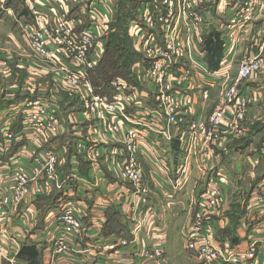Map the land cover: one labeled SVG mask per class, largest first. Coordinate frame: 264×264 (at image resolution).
Instances as JSON below:
<instances>
[{
  "label": "crops",
  "instance_id": "crops-1",
  "mask_svg": "<svg viewBox=\"0 0 264 264\" xmlns=\"http://www.w3.org/2000/svg\"><path fill=\"white\" fill-rule=\"evenodd\" d=\"M128 1L136 2L137 7L134 10L133 17L127 22V36L131 42L132 51L142 59L145 58L144 50L146 46L151 43L163 45L164 35L169 29V23L166 22L169 20L168 13L172 11L173 17L178 16L179 18L178 11L180 9L184 14L193 13L199 17L201 24L191 19L185 21L186 16L183 17L182 13V19H178L179 23L173 30L174 36L178 40L181 35L183 38L186 36L191 38V35L195 34L202 46L203 38L208 31L215 30L220 33L225 53L222 52V60L224 59V61H221L219 69L222 66L223 70H227L230 79L236 77L238 67L243 59L258 57L262 61V68L240 86V91L249 100L247 115L241 132L235 135L222 136L219 142L214 143L212 147L214 150L222 151V164L232 171L229 176L231 182L235 184L236 178V180H242L245 185L251 181V174L257 178L259 176H255L257 168L250 170L251 172L246 175L244 174V177L241 173L247 166L244 159L247 151L251 147L264 145V120L258 118L264 107V101L262 100L264 95V0H259V6L255 13L248 24L243 27L231 26L228 22L231 14L226 9L239 2L238 0H172L171 7L163 4L165 0ZM19 2L25 4V1L21 0H7L9 4L6 3L5 9L0 11V19H6L13 25L15 24L14 30L7 33L8 39L14 46V50L19 52L18 55L22 58L21 63H25V66H29L31 70L33 68L32 62L24 60L25 57L33 58L42 64L46 63L31 54L28 44L20 32L19 25L16 24L18 19H22L21 22L24 23L31 24L33 22L32 12L26 5L25 8H22L23 11L25 10L24 15H21L22 10L17 12ZM118 2L119 0H40L33 11L38 12L41 21L45 23H52L57 15L67 12L76 32L91 29L97 42V47L93 50L99 58V63L96 66L97 70L105 55V40L111 32V24L115 21ZM23 5L21 6L23 7ZM145 7L152 11L150 12L152 14L151 23L141 25L142 33L133 34L131 25L141 20ZM146 13L149 14V11ZM143 34L151 35L150 39L144 43L142 42ZM205 57L206 53L204 61ZM1 59L0 66H3L8 58ZM47 66L49 65L47 64ZM179 66H183L186 71L190 65L188 60H182ZM94 72L91 73L89 79L97 94L113 98L114 93L110 83L115 79L121 80L128 87L135 89V92L132 93L124 92L125 97L136 101L133 113L138 117H142L145 112L151 113L158 121L157 125L153 126L154 129L161 132V128H167L168 131L174 132L172 126L166 125L165 117L159 116V100L162 88L146 81L143 69L135 66V64L131 65L127 76L125 78L117 76L110 79L107 92H101L102 94L99 93L102 87H98L92 82L91 76H94ZM191 76L182 83L183 85L180 88L174 86V89L171 90V94L178 103L179 114L184 119V123L180 125L181 132L187 130L190 120L205 123L209 119L215 108L222 102L221 93L224 89L223 83L226 80L205 78L206 84L196 76L192 74ZM205 90L207 91L206 99L202 97V92ZM43 97L46 98L43 93H38L36 96H27L17 101L19 102L17 105H14L17 102L10 103L11 100H6L2 104L1 101L0 129L3 128V124H9L10 122L11 130L17 135L21 128L22 119L19 112L20 104L26 100ZM74 97L73 103L76 102L77 104L78 100L75 94ZM6 103H8V106L5 105ZM64 111L66 116L62 119V130L66 129L65 135H60L50 143L41 137L37 141L29 140V137H18L15 141L17 145L13 146L11 152L5 154L4 161L7 166L15 161L16 165L20 167H30L33 158L46 149L55 153L58 162L53 178L44 179L45 177H40L31 183L30 196L20 205V208L26 207L24 213H12L14 205L1 209L0 261L13 256L15 259L14 246L8 244V242L5 243L6 248L3 245V236L8 234V237L15 236L14 238L18 244L30 242L35 244L37 248H41L43 263L46 264L50 258L51 242L58 232L55 216L68 205L72 206L77 217L83 221V225H86L87 234L83 248L91 250H88L82 259L77 256L75 259L63 256L61 260L55 262L56 264L60 262L65 264H94L92 259L95 258L101 264H135V262L137 264L136 248L141 246L150 248L158 244L161 245L163 254L166 253V250L172 249L174 253L171 258H177L175 237L183 243L185 224L187 221L189 222L190 215L197 208L198 200L204 192V187H206L211 173L215 177V169H213L214 172L208 170L205 171V174L201 173L199 160L193 157L187 174L184 176L183 186L179 189H173L170 180L176 178L180 165L183 164L185 149L179 145L177 136L168 140L144 127L137 128L141 137L137 161L143 171L145 192L134 197V187L122 180L121 167L126 161V151L120 139L125 126L119 124V133L110 134L107 131V123L101 124L93 120L92 117L84 115L78 106H73L70 111ZM229 111L230 109H228L230 114ZM229 114L226 115V119L230 118ZM16 129L17 131H15ZM68 137H72L74 142H77L78 148L76 146L74 148L76 153H72L73 151L66 148ZM82 140L83 143L94 142L97 144L100 152L99 157L94 161L86 160L82 155L79 149ZM155 158H159L166 164V173L156 163ZM216 162L217 160L215 161L212 157L209 160V165ZM71 172L77 177L74 186H71L67 181ZM263 173L264 171L261 174ZM9 180L10 173L0 172V194H3L6 186L8 189L9 184L7 185V181ZM39 184L45 189L43 193L36 192ZM250 184L253 185L248 189L247 202L250 197L256 196L254 194L251 196L256 182L252 181ZM238 189L234 188L235 193L231 194L229 192L227 194L235 195L231 200L230 198L227 200V206L224 208L222 215L214 217L208 224L207 229L214 239H218L221 236L220 232H223L232 221L238 226L234 235L238 237L240 245H244L252 240H260L264 237V218H262L264 217V195L256 196L253 202L245 203L242 199H239V196L236 197V193L240 192ZM134 202L136 203L135 206H133ZM243 209L246 212L242 213ZM232 211L237 212V214L234 213L231 216ZM180 212H184L185 214H183L186 217L184 223L183 220L180 221V224H183V229L177 232L176 228L172 227V221H177ZM109 215L112 217L117 216L119 224L122 228H125L122 232L124 236L122 239H126L125 236L129 235L130 240L128 241L133 240L135 244L119 247L110 256H102L97 250L98 247L112 242L116 236H105L103 234ZM141 217L144 220L143 227L137 235H133L134 221L139 220ZM223 240L230 242L228 238ZM44 244L47 245L44 246ZM6 253L9 255L6 256ZM119 254H124L125 257L120 258ZM131 256H135V259L128 262ZM189 258L190 260H186V262L181 260V263L198 264L194 254ZM257 258L258 264H264V250L262 248H259Z\"/></svg>",
  "mask_w": 264,
  "mask_h": 264
},
{
  "label": "built area",
  "instance_id": "built-area-1",
  "mask_svg": "<svg viewBox=\"0 0 264 264\" xmlns=\"http://www.w3.org/2000/svg\"><path fill=\"white\" fill-rule=\"evenodd\" d=\"M238 1L226 9L231 14L228 22L231 26L243 27L248 24L255 13L259 6V0ZM39 2L40 0H25L26 6L32 12L33 22L29 24L21 22L22 19H18L17 24L20 32L28 44L31 54L50 65L60 82L72 87L78 102L84 108V115L95 117L97 122L101 124L107 123V131L110 134L119 133V124L125 126L120 139L126 151V161L121 167L122 180L134 187L133 196L137 197L145 192L143 171L137 161L138 146L141 141L137 128L144 127L168 140L177 136L179 145L185 151L183 164L180 165L176 178L170 180L173 189H179L183 186L184 176L187 174L193 157L199 160L201 173L205 174V171L208 170L214 172L213 169L216 172L215 177L212 173L209 176L204 192L198 200L197 208L190 215L188 229L183 234L184 247L187 250H193L198 264H254L253 262L258 257L259 248L264 250V237L260 240H252L244 245L233 246L228 241L214 239L207 227L214 217L222 215L224 208L227 206L228 195L224 194L223 186L227 183L231 185L229 176L232 172L222 164V151L214 150L212 147L214 143L219 142L222 136L235 135L241 132L246 119L249 100L240 91V86L262 68V61L258 57L243 59L238 67L234 82L224 87L221 93L222 102L215 108L209 119L205 123L190 120L187 130L181 132L180 125L184 123V119L179 114V106L175 97L171 94V90L174 86L181 87L182 83L188 78L183 73L184 69L176 67L179 66L182 60H188L189 67L194 66L197 72L201 74V82L206 84L205 78L211 80L226 79L228 78V72L223 70L222 66L216 72L209 71L204 61L205 51L202 48L199 53V60L192 59V49L188 50V57L187 53L184 55V52L177 56L174 49L177 47L179 51L180 44L174 36L173 30L179 23L178 19L182 18L183 12L181 11L180 14L178 12V18V16L173 17L172 11H169V20L166 21L169 23V29L164 35L163 45L161 46L158 43L149 44L144 50V59L146 60L141 59L135 63V66L145 71L146 81L162 88L159 100V116L165 117L166 125L172 126L174 132L168 131L167 128H161V132H158L157 129L153 128L158 121L151 113L145 112L142 117H138L133 113L135 99L124 96L125 91L135 92L133 87H128L121 80L115 79L110 83L114 93L113 98L95 92L89 77L96 69L99 58L93 52L94 48L97 47V42L92 30L84 29L76 32L67 12L57 15L52 23L41 21L38 12L33 11ZM171 2L172 0H166L165 4L171 7ZM147 11H149V14L146 13ZM150 12H152L150 9L144 8L141 20L131 25L133 34L142 33L141 25L151 23L152 14ZM184 16H186L185 21L191 19L201 24L200 18L192 13H183ZM150 37L151 35L143 34L142 42H147ZM174 80L175 82H173ZM202 97L207 98L206 90L202 92ZM228 109H230V114ZM19 112L22 119L21 128L17 135L11 130L10 122L9 124H3V128L0 129V172L10 173V180L7 181V185L9 184L8 189L6 186L3 194H0V217L2 208L9 205L16 206L24 198L30 196V185L33 181L40 177L51 179L55 176L58 160L55 153L48 149L36 155L30 167H20L16 165L15 161L7 166L4 161L5 154L11 152L13 146L17 145L15 143L17 138L24 136L29 137V140L37 141L41 137L50 143L66 131V129L62 130L63 112L58 104L52 100L44 97L26 100L20 104ZM227 114L230 115L228 119H226ZM76 147L78 148V146ZM79 149L86 160L94 161L99 157L100 151L94 142L82 143ZM212 157L217 162L209 165V160ZM244 159L251 170L258 168L264 159V145L251 147ZM155 161L166 173V164L159 158H155ZM76 179V175L71 172L67 181L71 186H74ZM44 190L41 184L36 188L37 193H43ZM252 191L251 196L253 194L256 196L264 195V175L260 177L259 182L255 184ZM256 196L250 197L249 202H253ZM135 204L134 202L133 206ZM59 212L56 219L58 232L51 242L50 248L49 261L51 264L61 260L63 256L75 258V254L82 252L85 255L88 250H91L83 248L87 230L83 233V223L77 217L72 206L68 205ZM134 222L135 226L132 234L137 235L143 223L139 220ZM9 243L17 249L19 248L17 240L13 237L9 239ZM130 244L135 243L133 240L113 238L112 242L102 244L97 250L101 254L104 253L110 256L115 253L117 248L127 247ZM157 246L136 248L138 264H148V261L159 260L163 252ZM118 256L120 258L125 257L124 254ZM8 261L10 264H14V257H11ZM92 262L101 264L98 263L96 258L92 259Z\"/></svg>",
  "mask_w": 264,
  "mask_h": 264
},
{
  "label": "rangeland",
  "instance_id": "rangeland-1",
  "mask_svg": "<svg viewBox=\"0 0 264 264\" xmlns=\"http://www.w3.org/2000/svg\"><path fill=\"white\" fill-rule=\"evenodd\" d=\"M21 1L24 2L25 0H21ZM6 3H7V0H4V1L0 0V11H3L5 9ZM19 3H20V5H18L19 8H18L17 12L23 10L22 8H25V5H26V3L24 5H23V3L21 4V2H19ZM163 4H165V2ZM21 5H23V7ZM181 11L182 10L179 9L178 12L180 13ZM180 19H182V18L180 17ZM0 24H1L0 25V60H2L1 58H4L3 60H5L6 57L8 58V60L6 59V64H4L3 66H0V102L2 101L1 104L4 103L6 100L7 101L11 100L10 103H14V102L19 101L21 98H26L27 96H36V95H38V93H43L46 96V99L52 100L58 104V106L61 108V110H63L62 112H63L64 117L66 116V113L64 110L70 111L73 106H78L79 109L83 112L84 108L79 102L77 104H76V102L73 103V98H75V97L73 94L74 92L72 90V87L59 82V80L55 76L52 68L49 67L50 65L47 66V64H42L41 62L34 60L33 58H30V57H25L24 60H26L27 62H32L33 68L31 70L29 69V66H27V65L25 66V63H23V62L21 63L22 58H20V56L18 55L19 52H16L14 50V46L11 44V41L8 39V36H7L8 35L7 33L10 30H14L15 24L13 25V23H10L6 19H4V20L0 19ZM3 32H5V33H3ZM178 41L180 44V46H179L180 52L178 51L177 47H175V49H174V52L177 53V56L180 53L184 52V55H186V53H187V57H188V50L192 49V59L193 60H199V57H200L199 53L201 52L202 46H201V42L199 43L198 36H196L195 34H192L191 38H189L187 36L185 38H183L181 35V36H179ZM176 45H177V43H176ZM223 51L225 53V47L223 48ZM5 55H6V57H5ZM221 61L223 62L224 59L223 60L221 59ZM176 68H181V69L185 70V68L183 66H177ZM183 73L187 78L192 77L191 74L196 76L198 79L201 78V74H199L197 72V70L194 68V66L189 67L188 69H186V71H183ZM235 78H233V79H230L229 77H228V79L226 78V80L223 83L224 87L232 84L234 82ZM262 97H263L262 100L264 101V95ZM17 104H19V102L15 103L14 105H17ZM5 105L8 106V103H6ZM258 112H260V111H258ZM92 118H93V120H96L95 117H92ZM258 118H260L259 120H262V121L264 120V107H263V110H261V113L258 115ZM64 135H65V133H64ZM66 140H67L66 148L69 151H73L72 153H76L74 148H75V146H77V142L76 141L74 142L72 137H68ZM81 143H83V140L81 141ZM245 168L246 169L241 173V174H243V177H244V174L246 175L248 172H251L250 171L251 167L246 166ZM263 171H264V159L262 160L260 166L255 171V176L256 175H259V176H257V178H256L251 174L250 176L253 180L251 179L250 182L251 183H252V181L256 182L255 180H257L258 177L264 175V173L261 174ZM238 172H240V170H238ZM235 181H236L235 184L233 182H231V185H228V183H227V185L225 184V186H223V191L225 192L224 194L226 195L229 192H231V194L235 193V190H233V189L239 188L238 191H240V192L236 193V197L239 196L240 197L239 199H242L245 203H249V201L247 202V196H248V192H249L248 189H250L253 184L251 185L249 182V183L244 185V182L242 180L239 181V180H236V178H235ZM234 195L229 194L227 200L229 198L231 200L234 197ZM25 199L26 198H24L22 202H24ZM21 203L14 206L12 213H18V212L24 213L26 211V209H25L26 207L23 206L22 208H20ZM236 211H238V210L236 209ZM59 213L60 212H58L57 214H59ZM183 213L184 212L179 213V217L177 218V221L176 220L172 221V223H173L172 227H175L177 232L183 229V224L182 225L180 224V221L183 220V223L185 221L186 216L184 215L185 213L184 214ZM263 216H264V212H263ZM55 217H56L55 219H57L58 215H56ZM262 218H264V217H262ZM40 220H41V215H40ZM139 220L141 223H144L143 217H141ZM81 222L83 223V221H81ZM187 226H188V221L185 224V231L188 229ZM82 230L84 231L83 233L86 232L87 227L85 224L83 225ZM0 232H1V229H0ZM8 236H9L8 234L7 235L4 234V236H3L4 237L3 245L5 248L7 247L5 245L6 242H8V244H11V243H9V239L11 237H8ZM14 237L15 236H13V238ZM175 238H176V241L174 243L177 244V256H178L177 258H175V259L171 258V255L174 253V251L172 249H169V250H166V253L165 252H164V254L162 253L159 260L148 261V264H182L181 260L185 261V262H186V260H190L189 256L193 255V250H190V249L186 250L183 246L182 241L179 240L177 237H175ZM25 243H30V242H23V244H25ZM23 244L19 243L18 249L14 246L13 251L16 252L15 257L17 256V254H18V252H19V250ZM30 244H33V243H30ZM173 244H171V245H173ZM33 245H35V244H33ZM46 245L47 244H44V246H46ZM100 246H102V245H100ZM151 247H153V246H151ZM157 247L159 248V250H162L161 245H159ZM36 248H37V246H36ZM37 250L39 252H42L41 248H37ZM8 255L6 253V256H8ZM83 255L84 254H82V252L79 254H75V258L77 256L78 258L82 259ZM102 255L104 256L107 254L103 253ZM72 258L75 259L74 257H72ZM129 258L130 259L128 262H131V260L134 261L135 256H131ZM9 259L10 258L2 259L0 261V264H10V262L8 261ZM16 260L14 259V264H21V263H18ZM253 263L258 264V258H256V260ZM46 264H51V263H50V261H48ZM54 264H56V263H54ZM59 264H65V263L60 262ZM78 264H83V263H78ZM135 264H136V262H135ZM137 264H138V262H137Z\"/></svg>",
  "mask_w": 264,
  "mask_h": 264
},
{
  "label": "trees",
  "instance_id": "trees-1",
  "mask_svg": "<svg viewBox=\"0 0 264 264\" xmlns=\"http://www.w3.org/2000/svg\"><path fill=\"white\" fill-rule=\"evenodd\" d=\"M136 7L137 3L133 1L119 0L118 2L115 21L111 24V32L105 40V55L94 72V76H91L92 82L98 87H102L99 93L107 92L110 79L117 76L125 78L131 65L140 60V56L131 49V42L128 39L126 30L127 22L133 17ZM24 11L22 10L21 15H24ZM202 49L206 53L205 61L209 71L219 70L223 52V40L220 33L215 30L208 31L203 38ZM259 180L260 178L256 180V183ZM243 210L241 211L242 213L246 212L245 209ZM234 213L237 214V212L232 211L230 215L233 216ZM117 219V216H108V221L103 229L105 236L116 235L115 238L124 237L122 232H124L125 228L121 227ZM236 228H238L237 224L231 222L223 232H220L221 236L217 240L222 241L224 238H228L233 246L240 244L238 237L234 235ZM128 236L126 235L125 238L130 240ZM15 260L21 264H44L41 252L37 250L35 245L30 243H25L21 246Z\"/></svg>",
  "mask_w": 264,
  "mask_h": 264
}]
</instances>
